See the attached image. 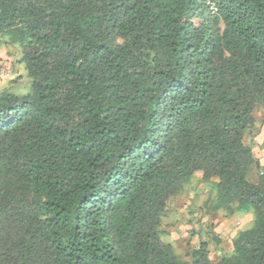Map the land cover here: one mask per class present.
I'll return each instance as SVG.
<instances>
[{"label":"trees","instance_id":"1","mask_svg":"<svg viewBox=\"0 0 264 264\" xmlns=\"http://www.w3.org/2000/svg\"><path fill=\"white\" fill-rule=\"evenodd\" d=\"M2 46L0 264H264V0H0ZM198 173L254 215L217 261L163 240Z\"/></svg>","mask_w":264,"mask_h":264},{"label":"rangeland","instance_id":"2","mask_svg":"<svg viewBox=\"0 0 264 264\" xmlns=\"http://www.w3.org/2000/svg\"><path fill=\"white\" fill-rule=\"evenodd\" d=\"M16 80V79H15ZM19 83L13 87V92L19 95L28 94L31 91V80L27 76L17 79ZM16 80V81H17ZM259 129L261 133L258 147H264V108L257 111ZM262 119V120H261ZM202 174L198 173L196 178L189 184L184 194L176 198L170 205L166 215L163 217L162 228L167 233L163 240L173 244L176 253L187 258V252L199 245L203 237L209 241L210 256L217 261L219 253H227L231 250L234 234L252 228L254 215L252 213H237L232 217L223 215L205 216L207 209L202 207L212 197V186L202 181ZM192 220V221H191ZM189 221L193 222L192 224ZM222 223L229 228H222ZM230 230V232H229ZM213 236L220 237L221 243L213 240Z\"/></svg>","mask_w":264,"mask_h":264},{"label":"crops","instance_id":"3","mask_svg":"<svg viewBox=\"0 0 264 264\" xmlns=\"http://www.w3.org/2000/svg\"><path fill=\"white\" fill-rule=\"evenodd\" d=\"M23 76L26 77V73L23 67L17 65V57L12 52V48L6 46L0 47V89L16 85L19 83L17 79ZM256 141L260 142V138H257ZM255 153L264 168V148L262 146L258 147L257 144ZM222 226H224L222 228H229L228 225L225 226L223 223Z\"/></svg>","mask_w":264,"mask_h":264}]
</instances>
